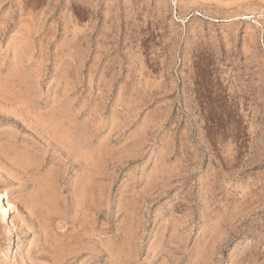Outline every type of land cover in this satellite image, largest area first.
I'll return each mask as SVG.
<instances>
[{"label": "rangeland", "instance_id": "obj_1", "mask_svg": "<svg viewBox=\"0 0 264 264\" xmlns=\"http://www.w3.org/2000/svg\"><path fill=\"white\" fill-rule=\"evenodd\" d=\"M0 195V264H264V0H0Z\"/></svg>", "mask_w": 264, "mask_h": 264}, {"label": "bare ground", "instance_id": "obj_2", "mask_svg": "<svg viewBox=\"0 0 264 264\" xmlns=\"http://www.w3.org/2000/svg\"><path fill=\"white\" fill-rule=\"evenodd\" d=\"M3 196H4V194H3ZM3 196L0 195V220L5 222V221H9V219H10V207L11 206H10V204H8L7 202L4 201Z\"/></svg>", "mask_w": 264, "mask_h": 264}]
</instances>
